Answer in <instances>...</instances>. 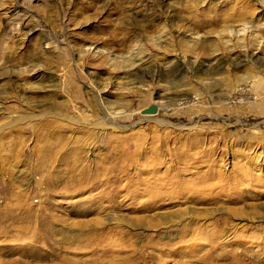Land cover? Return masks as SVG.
Masks as SVG:
<instances>
[{"label": "rangeland", "instance_id": "1", "mask_svg": "<svg viewBox=\"0 0 264 264\" xmlns=\"http://www.w3.org/2000/svg\"><path fill=\"white\" fill-rule=\"evenodd\" d=\"M0 264H264V0H0Z\"/></svg>", "mask_w": 264, "mask_h": 264}, {"label": "built area", "instance_id": "2", "mask_svg": "<svg viewBox=\"0 0 264 264\" xmlns=\"http://www.w3.org/2000/svg\"><path fill=\"white\" fill-rule=\"evenodd\" d=\"M250 97L254 96L250 93V87L247 84H241L237 88L236 92L228 100L229 104L235 105L240 103H245Z\"/></svg>", "mask_w": 264, "mask_h": 264}, {"label": "bare ground", "instance_id": "3", "mask_svg": "<svg viewBox=\"0 0 264 264\" xmlns=\"http://www.w3.org/2000/svg\"><path fill=\"white\" fill-rule=\"evenodd\" d=\"M138 61H140V62H142V63H140V64H136L137 66H142V64L144 65L145 64V60L143 59V57H139L138 59H137ZM135 62H133V64H132V66L134 65L135 66V64H134ZM130 67V68H128L129 70L130 69H132V71L130 72H127L126 73V77H129V76H132V75H138V73L139 72H141V70L143 71V69L145 68V66H146V64H145V66L143 67V69L141 68V67H139V68H137V66L136 67ZM204 69H205V67H204ZM218 70V69H217ZM217 70H210V71H208V69L206 68V70H203V72L204 73H206V72H210V73H216L217 72ZM207 75V74H206ZM212 78H214V77H212ZM117 81V80H116ZM125 82V81H124ZM123 82V83H124ZM128 82H130V79H128L127 80V83ZM132 82V81H131ZM109 83L110 82H105L104 83V86L106 87V86H108L109 85ZM118 83H120L119 81H118ZM126 83V82H125ZM121 84V83H120ZM129 85V84H128ZM179 85V84H178ZM46 87V86H45ZM170 100H174V99H172V98H170ZM154 106H156V108L158 109V105L157 104H153ZM146 111H147V109H146ZM143 114H155L154 112H151V111H148V112H143ZM162 123V122H161ZM116 128V127H115Z\"/></svg>", "mask_w": 264, "mask_h": 264}, {"label": "water", "instance_id": "4", "mask_svg": "<svg viewBox=\"0 0 264 264\" xmlns=\"http://www.w3.org/2000/svg\"><path fill=\"white\" fill-rule=\"evenodd\" d=\"M146 109H147V111H146ZM146 109H144L142 112H148V111H151V112H156L157 111V108H156V106H154L153 104L152 105H150L149 107H147Z\"/></svg>", "mask_w": 264, "mask_h": 264}]
</instances>
